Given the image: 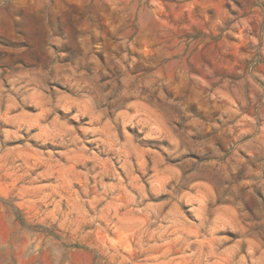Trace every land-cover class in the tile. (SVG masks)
<instances>
[{"label":"rangeland","instance_id":"obj_1","mask_svg":"<svg viewBox=\"0 0 264 264\" xmlns=\"http://www.w3.org/2000/svg\"><path fill=\"white\" fill-rule=\"evenodd\" d=\"M0 264H264V0H0Z\"/></svg>","mask_w":264,"mask_h":264}]
</instances>
